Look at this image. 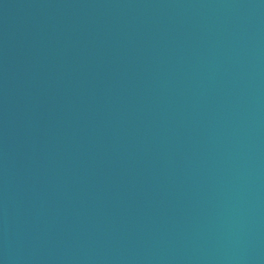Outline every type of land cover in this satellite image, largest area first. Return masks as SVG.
<instances>
[{"label": "water", "instance_id": "obj_1", "mask_svg": "<svg viewBox=\"0 0 264 264\" xmlns=\"http://www.w3.org/2000/svg\"><path fill=\"white\" fill-rule=\"evenodd\" d=\"M0 264H264V0H0Z\"/></svg>", "mask_w": 264, "mask_h": 264}]
</instances>
